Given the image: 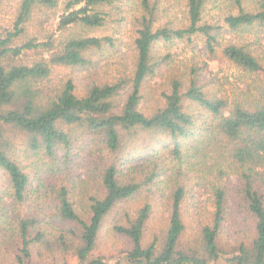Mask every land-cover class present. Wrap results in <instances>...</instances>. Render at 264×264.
I'll return each mask as SVG.
<instances>
[{
    "label": "trees",
    "instance_id": "trees-1",
    "mask_svg": "<svg viewBox=\"0 0 264 264\" xmlns=\"http://www.w3.org/2000/svg\"><path fill=\"white\" fill-rule=\"evenodd\" d=\"M178 1L179 20L160 0L6 2L0 264H66L68 257L77 264H264V85L229 99L203 82L204 66L172 65L159 48L183 43L193 54L202 46L248 75L264 76V56L248 43L221 42V25L206 16L220 0ZM228 1L235 12L226 8L220 18L227 31L264 34V0ZM134 3L129 45L88 35L107 18L116 32L124 28ZM109 49L130 50V74L97 79L93 57ZM57 68L86 75L80 84L54 79ZM155 201L167 209L158 233L151 232ZM237 214L251 227L232 243L223 235L241 230ZM109 237L119 247L98 253Z\"/></svg>",
    "mask_w": 264,
    "mask_h": 264
},
{
    "label": "rangeland",
    "instance_id": "rangeland-1",
    "mask_svg": "<svg viewBox=\"0 0 264 264\" xmlns=\"http://www.w3.org/2000/svg\"><path fill=\"white\" fill-rule=\"evenodd\" d=\"M161 3L168 4L169 11L168 15L173 16L175 19L179 20L182 16V9H181V2L177 0V2L173 0H160ZM8 0H5L0 7V23L2 21H7L9 19L10 10H8V7H10L11 4H7ZM10 2V0H9ZM136 2V1H134ZM226 8H231L232 11L233 7L232 4L228 0H220L215 5L209 4V6L206 8V16L208 17V20L210 22H216L219 25H221V32H220V40L223 43H232V42H244L252 45V48H256L257 53H261V56H264V34H260L256 28H252L251 30H247V33H240L238 32H229L228 29L224 27L222 21L220 18L223 16L224 12L226 11ZM135 10V3L131 4L130 11L128 15L126 16L125 22L126 26L120 30L117 31V29H114V24L112 21L107 18L108 22L106 26L99 30H92L88 32L89 36L93 37H104V36H113L118 40L119 42H122V45H129L132 33L130 31V24L132 21V15L134 14ZM235 12V11H234ZM259 35V45H256L253 43L257 36ZM238 39V40H237ZM159 54H171L172 60L171 64L177 65V66H186L190 61L193 60L195 64H197V67L201 68L200 66H204L202 70V77L203 82L209 86V88L212 90V92L217 93L218 95L225 94L228 96L229 99H234L235 97L241 98L247 90H251L250 92H255V88L261 85H264V76L263 75H248L244 72H241L240 70L236 69L232 64L228 63L223 58H220V53L217 52V55L213 57L214 59L210 58L202 48V46L195 47L194 53L191 54V49L187 47L186 44L178 43L172 48H165L163 45H160L159 48ZM194 49V48H193ZM263 51V52H262ZM94 62H98V67L101 70L99 73H96L95 76L98 78H104L106 76L111 75L112 77H118L120 74H122L126 69L132 70V57L131 52L128 49L127 52L124 55H120L119 53H115L113 50L109 49L102 53V56H94L93 57ZM129 73V70H126ZM54 79H65L66 77H71L76 81L78 84L81 83V81L84 78L85 73H76L73 72V70L68 68H57L54 69L52 73ZM130 74V73H129ZM88 76V75H87ZM249 93V94H251ZM165 164H169V162H164ZM166 184V181L164 178L159 179ZM231 181L234 184H237V181L234 178H231ZM165 199L167 196L170 195L169 191L163 189ZM156 195L158 196L159 193L156 192ZM200 196L199 202L203 207H209V200L208 196H205L202 194V192H199L197 194ZM160 201H155L153 203L156 204L154 206L155 214H153L154 217L151 218V232L158 233L161 230V227L164 225L165 218L167 216L166 213V205H163V203H159ZM153 204V205H155ZM189 211V209H187ZM237 220L239 222V225L242 226L241 230L237 227H228L224 230L223 238L227 239L228 241L234 243L241 241V237L243 236V233L247 235V231L251 227V220L250 218L246 217L243 214H237ZM229 223V222H228ZM187 235L184 238L185 241L191 243L194 241V237L196 235V231L194 230L193 225L189 226ZM231 234V235H230ZM119 239H105L104 241H101L99 243L98 253L103 254L105 251L109 250L108 248H118L119 247ZM107 255V253H104ZM67 262L66 264H77L76 260L73 257L66 258ZM10 259L8 260L7 264L10 263ZM29 264H65L61 261L57 262H48L45 260H34L30 262ZM220 264H224L223 262Z\"/></svg>",
    "mask_w": 264,
    "mask_h": 264
}]
</instances>
